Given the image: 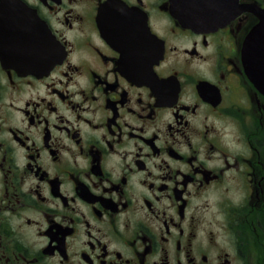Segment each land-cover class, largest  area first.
I'll use <instances>...</instances> for the list:
<instances>
[{"label": "flooded vegetation", "instance_id": "flooded-vegetation-1", "mask_svg": "<svg viewBox=\"0 0 264 264\" xmlns=\"http://www.w3.org/2000/svg\"><path fill=\"white\" fill-rule=\"evenodd\" d=\"M240 3L194 29L170 0H0V264H264V0Z\"/></svg>", "mask_w": 264, "mask_h": 264}, {"label": "water", "instance_id": "water-1", "mask_svg": "<svg viewBox=\"0 0 264 264\" xmlns=\"http://www.w3.org/2000/svg\"><path fill=\"white\" fill-rule=\"evenodd\" d=\"M170 12L182 25L194 29L217 27L223 25L241 10L240 0H170ZM112 2L104 5V27L109 30L108 37L116 40V28L125 27L124 20L132 15V10L125 6L110 7ZM114 5V4H113ZM115 11V12H113ZM1 19V18H0ZM148 29V27H147ZM249 44L255 45V58L264 61V13L260 14V21L248 36ZM162 55V50H161ZM151 57V56H150ZM157 61L156 58L151 60ZM256 78L264 85V71L257 72Z\"/></svg>", "mask_w": 264, "mask_h": 264}]
</instances>
